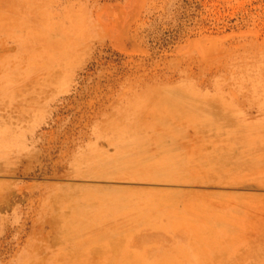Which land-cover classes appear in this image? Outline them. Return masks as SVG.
Wrapping results in <instances>:
<instances>
[{"label": "rangeland", "instance_id": "1", "mask_svg": "<svg viewBox=\"0 0 264 264\" xmlns=\"http://www.w3.org/2000/svg\"><path fill=\"white\" fill-rule=\"evenodd\" d=\"M0 264H264V0H0Z\"/></svg>", "mask_w": 264, "mask_h": 264}]
</instances>
